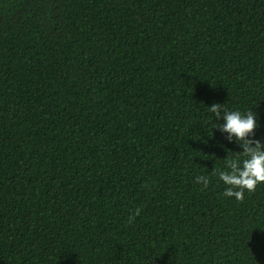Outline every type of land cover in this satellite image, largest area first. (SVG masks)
I'll list each match as a JSON object with an SVG mask.
<instances>
[{
    "label": "trees",
    "instance_id": "1",
    "mask_svg": "<svg viewBox=\"0 0 264 264\" xmlns=\"http://www.w3.org/2000/svg\"><path fill=\"white\" fill-rule=\"evenodd\" d=\"M214 102L264 140V0H0V264H264Z\"/></svg>",
    "mask_w": 264,
    "mask_h": 264
},
{
    "label": "clouds",
    "instance_id": "2",
    "mask_svg": "<svg viewBox=\"0 0 264 264\" xmlns=\"http://www.w3.org/2000/svg\"><path fill=\"white\" fill-rule=\"evenodd\" d=\"M207 108L212 114V128L226 133L225 139L239 149L232 151L235 156L226 155L224 169L218 170L219 181L225 185L223 195L242 201L246 192H254L258 185L264 184V140L255 137V130L259 127L257 113L251 108L243 111L229 109L225 103L214 102ZM194 179L205 188L210 183L206 175H197ZM138 212L139 209L133 215Z\"/></svg>",
    "mask_w": 264,
    "mask_h": 264
}]
</instances>
